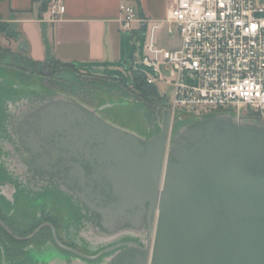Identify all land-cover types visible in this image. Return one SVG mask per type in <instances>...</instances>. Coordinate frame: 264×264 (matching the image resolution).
Wrapping results in <instances>:
<instances>
[{
  "label": "water",
  "instance_id": "1",
  "mask_svg": "<svg viewBox=\"0 0 264 264\" xmlns=\"http://www.w3.org/2000/svg\"><path fill=\"white\" fill-rule=\"evenodd\" d=\"M19 39L18 50L24 52L25 39L23 36ZM29 90L30 96L4 103L0 135L10 133L5 123L8 118L12 117L13 123H30L31 115L35 114L41 120L33 124V135L63 142L65 145L60 149L72 155L86 148L87 155L83 158L90 161L94 153L106 162L105 173L110 181L108 189L85 188L83 167L71 154L63 152V157L68 158L63 175L77 177L71 170L76 167L83 177L79 185L90 194L89 197L79 194L84 201L79 203L76 196L61 187L54 190L79 210L77 229L72 226L79 241H70L77 248L67 247L58 241L54 230L59 246L56 247L77 259H59L53 250L35 248L44 252L41 259H46V263L264 264L261 125L226 111L186 120L179 116L170 131V110L166 108L159 132L148 139L147 135L112 122L99 112L103 108H91L37 84ZM195 121L205 122L204 126L191 128L189 124ZM169 134L173 143L168 152ZM9 145L0 149L20 158L21 148ZM137 217L148 226L147 239L121 236L120 232L124 234L129 228L128 220L137 221ZM0 224L20 242L31 240L43 227L27 237H19L1 219ZM100 234L105 241L96 240ZM122 239L128 240L120 242Z\"/></svg>",
  "mask_w": 264,
  "mask_h": 264
},
{
  "label": "built area",
  "instance_id": "2",
  "mask_svg": "<svg viewBox=\"0 0 264 264\" xmlns=\"http://www.w3.org/2000/svg\"><path fill=\"white\" fill-rule=\"evenodd\" d=\"M64 11L61 0L48 3L51 19ZM120 11L124 31L146 23L142 63L151 71L145 73L147 83L173 86V98L166 102L170 130L179 112L230 111L264 122V0H174L163 23L181 43L170 49L157 43L161 23L151 24L128 2Z\"/></svg>",
  "mask_w": 264,
  "mask_h": 264
},
{
  "label": "rangeland",
  "instance_id": "3",
  "mask_svg": "<svg viewBox=\"0 0 264 264\" xmlns=\"http://www.w3.org/2000/svg\"><path fill=\"white\" fill-rule=\"evenodd\" d=\"M2 23L6 24V22ZM15 36L12 35L11 38L15 39V43L19 42ZM146 43L147 33L144 31H138L137 33L132 31L121 32L117 57L106 63L102 69L78 66L79 70L83 72L80 73L72 71L71 66L53 58H48L40 64L22 63L20 61L22 53L18 51L12 41L8 45L4 34L0 32V118L4 113L3 110H5L4 103H7L8 100L15 103L23 97L30 96L32 90H29V88H33L34 84H37L59 91L65 96L78 100L91 108L98 110L103 108L99 110L101 114L124 128L136 132L139 131L140 135L144 136L148 133L159 132V123L163 118L166 102H170L173 98V86L165 82H157L154 86L158 92H155L143 84L141 79H138L136 84H134V71L151 72L142 63ZM163 73L166 79L170 78V73L164 68ZM23 85L27 87H21ZM179 116L186 120L195 115L179 112L177 117ZM175 124L176 122H174ZM169 136V140H171L172 134H169ZM1 157L3 156L0 150ZM18 163L20 162L17 159L16 164ZM13 168L16 169L14 170L15 173H18L21 169L18 165H14ZM5 171V168L0 166V179L2 180L5 179ZM23 176H27L28 179L27 174L24 173ZM16 186L18 187V192L15 195L6 193L5 196H0V211L10 216H4L1 212L0 214L6 218V221L13 220V223H5L7 225L15 224L14 233L17 235H29L38 229L39 222L31 225L32 223L28 221H31V218L34 219L35 214L44 208L45 213L49 215L48 218L56 222V224L58 223V228H64L62 236L65 240L69 242L71 240L79 241V239L76 240L77 237L75 236L76 225H70L68 220V214L70 216L73 215L69 209L71 206L65 201L66 206L58 208V205L63 203L59 202L63 197L61 194L59 195L52 189H39V185L36 188L31 186L21 188L19 184ZM55 200L57 201L55 202ZM53 206L55 208H51ZM1 231L3 232V229L0 225V239L8 242L10 246L12 244L15 245L17 253L14 257H10L8 252L3 255V249L0 248V255L4 256L0 264H48L46 259H41V254L44 252L37 251V249L42 250L43 248L48 252L55 251L59 259L63 257L72 260L77 259L51 242L49 230L45 231L43 238L41 236L38 240L34 239V241L29 242H20L13 238L11 241ZM60 231L59 229L58 234H60ZM96 240L99 242L105 241L101 234ZM36 241L40 242V244L35 243ZM81 242L83 241L81 240ZM71 244L76 247L74 242H71ZM32 246L35 247L32 249ZM21 248H28V250H18Z\"/></svg>",
  "mask_w": 264,
  "mask_h": 264
},
{
  "label": "crops",
  "instance_id": "4",
  "mask_svg": "<svg viewBox=\"0 0 264 264\" xmlns=\"http://www.w3.org/2000/svg\"><path fill=\"white\" fill-rule=\"evenodd\" d=\"M64 13L55 20L44 9V0H3L0 2V20L6 22L15 39L5 38L18 49L22 35L26 52L20 55L24 64H39L48 58L70 64L72 71L83 73L79 67L102 69L117 57L121 29L120 6L132 4L137 13L150 23H161L156 38L160 47H178V36L168 34L167 18L174 0H61ZM146 23L138 31L146 33ZM178 41L177 43H175ZM19 51V50H18ZM19 56V55H18Z\"/></svg>",
  "mask_w": 264,
  "mask_h": 264
},
{
  "label": "flooded vegetation",
  "instance_id": "5",
  "mask_svg": "<svg viewBox=\"0 0 264 264\" xmlns=\"http://www.w3.org/2000/svg\"><path fill=\"white\" fill-rule=\"evenodd\" d=\"M47 89H49V88H47ZM34 115L35 114L31 115L30 119L32 121L30 123L29 122L25 123L23 121H21L20 123L19 122L13 123L12 117L8 118L5 121V123L8 127V132H10V133L4 134L3 136L0 135V147L2 146L4 148H6L7 143H10L11 146L17 144L21 148V151L23 152V154H22V156H20V158H17L16 155L3 152L0 149L1 154L3 156L0 158V166L4 167L6 170L5 171V175H6L5 179H3V180L0 179V196H2V195L5 196L6 193H8L9 195L12 193L11 195H13V194L15 195L18 192V187L16 186L17 184H19L21 188L26 187V186H28V187L31 186V187L36 188V186L39 185L40 186L39 189L40 188L49 189V187H50V189H52L53 191L56 188L61 187L66 193L67 192L72 193L74 196H76V200H75L76 202L84 203V201L81 199V197H79V194L83 193V196L89 197L90 193L87 192L85 189H83L79 185V183H80L79 181H81V178L84 177L82 179V181H84L87 185L85 188L88 187L91 189L92 187H95V188L97 187V188H100V190H104V189L109 188L110 181L107 179V176L105 173V171L107 170V163L104 162L103 160L95 157L94 153H92V155L90 154L92 157V160L87 161L86 158H83L84 155H87L85 147H84L85 149L78 150V152L76 154H73V155H72V153L65 151L66 153L71 154V156H72L71 158L73 160H75V162L80 163V165L83 167L84 176L81 177L82 172L73 166L71 167V170H73L74 173L77 174V177L75 176L74 178H67L66 176H64L63 175V169H64L63 167L68 162V158L63 157L64 151L60 149L64 143L61 141H57L53 138L52 139H48V138L45 139L43 137L41 138L40 136L38 137V135H33L31 133V130L33 129V124L38 123L39 120H41V117L39 119ZM244 120H247L250 122L253 121V122H255V124L257 126L261 125L262 127H260V128L262 130H264L263 129L264 122L262 120H260L258 118H247V117ZM112 122H114V121H112ZM114 123H116V122H114ZM204 123L205 122H202V121L201 122L195 121V122H191L189 124V126L193 129H200L204 126ZM137 132L139 133V131H137ZM156 133H158V132L156 131V132L148 133L147 138L150 139L152 136H155ZM172 143H173V140L171 139L170 144H168V152H169V147ZM13 151L16 152L15 150H13ZM77 156H79L80 158L76 159ZM17 159L20 162L18 164H16ZM14 165H18L19 167H21L20 170L18 169L19 174L15 173L14 170H16V169L13 168ZM23 169H24V172H23ZM24 173L28 175V179H27V176H23ZM32 175H33V177H32ZM75 178L77 179V181L75 180ZM85 191H86V193H85ZM109 197H110V195H108V199H109ZM108 199H106V204L108 202ZM56 201L57 200H55V202ZM59 202H63V203L58 205L59 206L58 208H61V206L62 207L66 206V204H65L66 202L64 199L60 200ZM51 208H55V206H53ZM69 209L72 212L71 214H73L72 216H70L68 214L69 224L77 226V224L79 223L78 217H77L78 216L77 213L79 212V210L78 211L75 210L73 206ZM89 211L91 212L93 210L90 209ZM1 214H3V213L1 212ZM1 214H0V219L4 223L5 222H7V223L12 222L13 223L12 219L6 221V218H4V216H7L6 214H3L4 216H2ZM9 216L10 215H8L7 217H9ZM36 216H38V217H36ZM48 217H49V215L45 213L44 208H43V210H41L39 213L35 214L34 219L31 218L30 219L31 221H28V222L32 223L31 225H33L35 222H39L38 227H40L42 225H43V227L36 233V235L31 240H25L24 242L34 241V239L38 240V238H40L41 236L43 238L45 231L49 230V233H50L49 236H51V238H50L51 242L54 243L56 246H58L56 243L55 235H54V230H55L58 241L60 243H62L63 245H65L67 247L75 248V246H73L71 244V242L65 240L64 237L62 236L63 235L62 233L64 232V228L63 227H62V229H61V227L58 228L59 224L58 223L56 224V222H54L53 220H50ZM99 220L102 221L101 218ZM20 221L22 222V220H20ZM24 221H26V220H24ZM128 221L129 222H127L126 225H128L129 228L127 230L125 229L126 231H124V234H123V231L120 232V233H122L121 236L126 237L128 235H135V237H138L141 240H146L148 237V226H147V224L142 222L140 220V218H138V217H137V221L136 220H128ZM12 223H11V225H7L6 223L5 224L14 233V230L16 228L14 227L15 224H12ZM1 228L3 229L4 233L2 231L1 232L3 234L7 235L11 239V241H12V238L15 239L12 236V234H10L9 231L6 228H4L2 225H1ZM107 228L108 227H105V230H109ZM59 229L61 230L59 232L60 234H58ZM62 230H63V232H62ZM120 230H123V228ZM120 230H117V232L119 233ZM42 231H43V233H41ZM34 232H32L31 234H33ZM31 234H29V235H31ZM14 235L19 236V237L29 236V235H17L16 233H14ZM127 240L128 239H122V240H120V242L127 241ZM35 243L40 244V242H37V241ZM0 248L3 249V255H5L8 252L10 254V257H14L17 253V251L15 250L16 246L13 244H12V246H10V244L8 242L4 241L3 239H0ZM59 249H61V248H59ZM0 253H1V249H0ZM3 255L2 256L0 255V259H1L0 263L2 262V257H4Z\"/></svg>",
  "mask_w": 264,
  "mask_h": 264
},
{
  "label": "trees",
  "instance_id": "6",
  "mask_svg": "<svg viewBox=\"0 0 264 264\" xmlns=\"http://www.w3.org/2000/svg\"><path fill=\"white\" fill-rule=\"evenodd\" d=\"M3 1V0H0ZM50 2V0H44L43 2V7L44 9L47 8L48 3ZM10 26L6 23L3 24L2 21L0 20V32H2L3 34H5L8 38H11L12 35H16L15 33H13L12 31H10ZM22 35H18V37H20ZM1 49V46H0ZM26 52V50L24 52H21V55H24V53ZM40 64V63H39ZM68 66H73L70 64H67ZM133 79H134V84H136L138 79H141L143 84H145L147 87L153 89L152 91L158 92L157 88L154 85H149L146 81V74L142 71H134L133 72Z\"/></svg>",
  "mask_w": 264,
  "mask_h": 264
}]
</instances>
